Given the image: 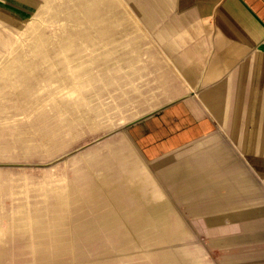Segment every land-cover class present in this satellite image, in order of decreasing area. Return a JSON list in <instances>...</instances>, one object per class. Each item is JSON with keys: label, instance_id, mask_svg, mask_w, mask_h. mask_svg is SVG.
<instances>
[{"label": "crops", "instance_id": "crops-1", "mask_svg": "<svg viewBox=\"0 0 264 264\" xmlns=\"http://www.w3.org/2000/svg\"><path fill=\"white\" fill-rule=\"evenodd\" d=\"M49 2L0 0V17ZM74 2L97 53L81 84L111 93L79 124L109 132L54 203L49 178L43 205L12 209L30 264H264V0Z\"/></svg>", "mask_w": 264, "mask_h": 264}, {"label": "rangeland", "instance_id": "rangeland-1", "mask_svg": "<svg viewBox=\"0 0 264 264\" xmlns=\"http://www.w3.org/2000/svg\"><path fill=\"white\" fill-rule=\"evenodd\" d=\"M70 4H44L36 20L0 17L5 23H0V264H30L28 258L35 252L24 233L10 228L12 209L43 205L49 178L48 195L54 203L52 187L58 192L64 176H74L76 159L104 142L82 147L109 132L79 124L85 109L107 108L111 93L105 95V89L101 99L91 92L96 86L87 85L86 91L81 84L82 70L95 78L96 68H83V61L96 62L97 53L80 51L79 20L73 18L78 17L79 5ZM58 198L57 194L56 202Z\"/></svg>", "mask_w": 264, "mask_h": 264}, {"label": "bare ground", "instance_id": "bare-ground-1", "mask_svg": "<svg viewBox=\"0 0 264 264\" xmlns=\"http://www.w3.org/2000/svg\"><path fill=\"white\" fill-rule=\"evenodd\" d=\"M75 3V2H74ZM70 4V3H69ZM71 5V4H70ZM69 5V6H70ZM63 6V5H62ZM71 7V6H70ZM87 7V6H86ZM79 8V7H78ZM93 9H95V8H93ZM37 11V10H36ZM73 11V10H72ZM20 12V11H19ZM79 13V12H78ZM73 16V15H72ZM82 35V34H81ZM81 37V36H80ZM94 37V36H93ZM82 39V38H81ZM71 41H72V39H71ZM79 46V45H78ZM68 48V47H67ZM77 73V72H76ZM74 74V73H73ZM11 77V76H10ZM12 82H13V80H12ZM14 86V85H13ZM15 91V90H14ZM66 105V104H65ZM75 106V105H74Z\"/></svg>", "mask_w": 264, "mask_h": 264}]
</instances>
